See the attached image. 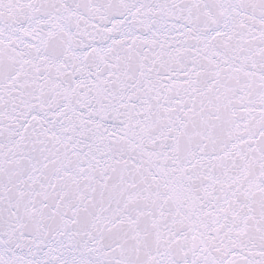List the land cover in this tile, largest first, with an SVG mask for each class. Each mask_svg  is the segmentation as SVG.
<instances>
[{
  "label": "snow or ice",
  "instance_id": "1",
  "mask_svg": "<svg viewBox=\"0 0 264 264\" xmlns=\"http://www.w3.org/2000/svg\"><path fill=\"white\" fill-rule=\"evenodd\" d=\"M0 264H264V0H0Z\"/></svg>",
  "mask_w": 264,
  "mask_h": 264
}]
</instances>
